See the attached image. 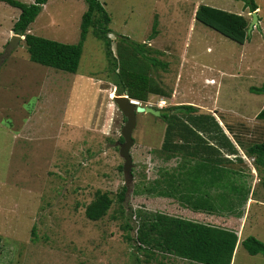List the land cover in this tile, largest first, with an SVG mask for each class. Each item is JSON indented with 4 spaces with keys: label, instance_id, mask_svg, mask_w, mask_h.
I'll list each match as a JSON object with an SVG mask.
<instances>
[{
    "label": "rangeland",
    "instance_id": "obj_1",
    "mask_svg": "<svg viewBox=\"0 0 264 264\" xmlns=\"http://www.w3.org/2000/svg\"><path fill=\"white\" fill-rule=\"evenodd\" d=\"M101 2L112 18L115 56L119 46L147 43V55L167 63L165 68L149 63L148 71L153 86L169 96L150 93L142 105L168 110L178 123L186 116L173 108L191 104L213 114L232 140L237 135L249 145L262 138L264 120L257 114L264 108V92L251 87L264 84V0H257L261 20L244 44L195 18L197 8L209 4L243 14L251 23L244 0ZM87 8L84 0H49L29 32L77 43ZM20 12L0 0V264H145L126 239L128 233L135 235L124 228L137 226L133 211L193 212L173 198L147 193L159 171L182 162L181 156L166 158L162 150L169 122L137 113L133 178L127 183L120 154L126 118L114 101L118 69L109 63L104 42L90 31L77 73L32 61L24 40L5 57ZM155 21L158 33L150 40ZM173 131L179 141V128ZM245 151L240 148L243 163L236 162L235 169L245 174L251 192L255 184V197L263 204L249 209L240 241L254 235L264 242V173ZM126 185L122 205L118 198ZM98 190L114 202L105 217L93 221L85 209ZM161 263L189 264L175 256L151 260ZM235 264H264V255H250L240 245Z\"/></svg>",
    "mask_w": 264,
    "mask_h": 264
},
{
    "label": "trees",
    "instance_id": "obj_2",
    "mask_svg": "<svg viewBox=\"0 0 264 264\" xmlns=\"http://www.w3.org/2000/svg\"><path fill=\"white\" fill-rule=\"evenodd\" d=\"M2 1L21 10L13 25V31L24 36L22 40L27 45L32 61L77 73L84 43L91 31L97 39L104 42L109 63L118 69L117 94H128L130 98L139 101H147L150 93L162 92L164 97L169 96L160 87L153 86L148 71L149 63L164 68L167 63L147 55V51L151 50L147 43H129L130 47L119 46L115 56L110 36L112 18L101 0H84L88 8L82 15L80 39L77 43H66L29 32L32 23L49 0H34L31 3L20 0ZM244 1L249 12L258 10L257 0ZM195 18L240 44L250 39V22L243 14L201 4L196 10ZM157 33L155 21L149 39H153ZM251 90L257 94L262 93L264 84L261 87L253 86ZM173 110L183 112L186 120L176 123L170 113L164 112L161 115L169 122L162 150L168 154L166 158L181 156L182 162L172 170L159 171V177L153 180L147 193L173 198L180 205L194 211L218 214L226 210L232 215L242 217L241 207L249 198L251 186L237 177L243 174L235 169L236 162L243 163L239 147L245 148V152L254 158L255 168L264 173V132L259 141L244 145L231 126H228L236 136L232 140L213 114L198 112V108L191 104L177 105ZM257 118L264 120V108L257 114ZM176 127L180 130L179 141L174 140L173 129ZM121 141H124L122 136ZM224 153L235 157H226ZM227 175L233 177L228 179L229 181H223ZM262 183L264 184V180ZM214 187L231 190L230 198L226 194L212 197L210 189ZM126 191L127 185L119 194L118 201L122 205ZM113 202L107 192L98 190L95 198L87 205L85 214L90 220H100L108 214ZM133 213L137 226L127 223L124 228L129 232L135 230V235L128 233L126 239L133 244L135 254L145 257V264H151V260L157 259L158 256L179 257L187 260L189 264H232L238 243L236 231L161 211L138 208ZM242 245L251 255H264V242L254 235L247 236ZM1 249L0 237V252Z\"/></svg>",
    "mask_w": 264,
    "mask_h": 264
},
{
    "label": "water",
    "instance_id": "obj_3",
    "mask_svg": "<svg viewBox=\"0 0 264 264\" xmlns=\"http://www.w3.org/2000/svg\"><path fill=\"white\" fill-rule=\"evenodd\" d=\"M259 25L258 10L252 12V21L249 25L248 32L251 33L255 26ZM24 38L22 35L13 33L11 41L6 46L4 56H8L15 46ZM114 101L122 111L123 116L126 118V123L122 128L121 136L124 141L120 144V154L124 158L123 170L126 176V181H131L133 178V156L131 153L132 146L134 145L133 131L137 125V113L144 112L150 113L155 116H161L168 110H162L150 105H142L139 100H135L129 97L128 94H115Z\"/></svg>",
    "mask_w": 264,
    "mask_h": 264
},
{
    "label": "crops",
    "instance_id": "obj_4",
    "mask_svg": "<svg viewBox=\"0 0 264 264\" xmlns=\"http://www.w3.org/2000/svg\"><path fill=\"white\" fill-rule=\"evenodd\" d=\"M258 12H259V8H258ZM240 148H239V151H240ZM224 155L226 157H232V156H230L227 153H224ZM234 157H235V155H234ZM176 167H177V164H176ZM244 175L241 174V175H238L237 177H238L239 180L242 178V180L247 181V179H246V177ZM231 177H233V176L227 175L226 177L223 178V181L224 180L225 181L226 180L229 181L228 179H230ZM247 183H248V181H247ZM252 186L254 188V191L251 192V194H250V198H249V202H248L247 207L245 206V204L241 207V210H243L242 217H237L235 215H232V214H230V212H228L226 210L223 211V213L209 214V213H206V212L194 211V210H192L190 208H187V207H186L187 209H183V210L185 212H188V211L192 210L193 211L192 215H189V214H187V216L178 215L180 217H185L187 219H191V220H195V221H201V222H204V223H207V224H213V225L221 226V227L232 229V230L236 231L237 234H238V243H237V246H236V249H235V252H234V257H233L232 264H235V256H237L239 254L240 245H242V241L247 237L246 236L245 238H242L241 241H240L241 233H243V231H245L247 229V226L245 227L247 219L249 218V220H250V217H249L250 215L248 214L250 212L249 209L251 208V206H253L255 204L258 205V203L262 202V201L259 200L260 198L255 197V195H256L255 184L253 183ZM210 190H211L210 194L212 195V197L220 196V194H226L228 198H230V196H231V190H229V189L224 190V189H221V188L219 189V188H215L214 187V188H212ZM262 204H263V202H262ZM181 207L185 208L182 205H181ZM248 224H249V222H248ZM230 227H232V228H230ZM243 228H244V230H243ZM242 257L246 258L244 253L242 254Z\"/></svg>",
    "mask_w": 264,
    "mask_h": 264
}]
</instances>
